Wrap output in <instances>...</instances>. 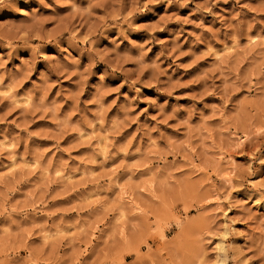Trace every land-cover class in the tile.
<instances>
[{
	"label": "rangeland",
	"instance_id": "obj_1",
	"mask_svg": "<svg viewBox=\"0 0 264 264\" xmlns=\"http://www.w3.org/2000/svg\"><path fill=\"white\" fill-rule=\"evenodd\" d=\"M0 264H264V0H0Z\"/></svg>",
	"mask_w": 264,
	"mask_h": 264
},
{
	"label": "bare ground",
	"instance_id": "obj_2",
	"mask_svg": "<svg viewBox=\"0 0 264 264\" xmlns=\"http://www.w3.org/2000/svg\"><path fill=\"white\" fill-rule=\"evenodd\" d=\"M231 163H232V164L235 163V160H234L233 158H231ZM226 181H227V179H226ZM223 218H224V217H223ZM224 224H225V225L227 224V223H226V220H225V223H224ZM226 226H227V225H226ZM226 226H225V227H226ZM225 229H226V228H225ZM234 231H235V230H234ZM226 233H227V229H226ZM234 233H235V232H234ZM235 234H236V233H235ZM218 249H219L220 252H224V249H225V248H224V242H223V241H220V242H219V247H218Z\"/></svg>",
	"mask_w": 264,
	"mask_h": 264
}]
</instances>
